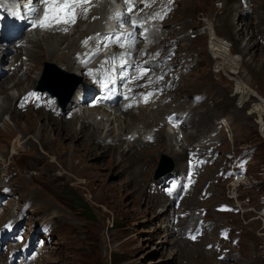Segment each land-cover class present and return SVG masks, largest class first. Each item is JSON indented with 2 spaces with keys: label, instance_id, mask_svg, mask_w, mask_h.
Returning a JSON list of instances; mask_svg holds the SVG:
<instances>
[{
  "label": "rangeland",
  "instance_id": "rangeland-1",
  "mask_svg": "<svg viewBox=\"0 0 264 264\" xmlns=\"http://www.w3.org/2000/svg\"><path fill=\"white\" fill-rule=\"evenodd\" d=\"M190 1L179 0L175 12L167 20L168 27L172 26L173 30H178L181 23L187 25L188 33L181 37L183 41L178 42L180 45L176 44L173 48L179 46L177 48L181 51L186 50L182 51L183 55L181 53L179 59H176L179 63L192 62L190 65H182V70L180 69L176 77L180 78V76L192 72L186 81L189 86L185 87L186 90L182 91L183 93L178 91L177 87L172 88L170 97L163 100L167 106L164 108H167L168 111L161 114V119L159 118L157 121L158 126L154 127V132L158 131V128L164 124L168 113L191 105L196 109L191 120L192 124L183 128V133H180L179 138L163 127L166 134L170 135L171 133V139L168 137L167 141L173 140L174 145L180 140L185 142L180 137L182 135L186 137L192 132L190 135L194 139L186 143L188 154L190 148H200L203 144H208L210 139L216 141L214 145L220 152L219 158L203 173L192 194L182 203L181 213L189 211L190 216L187 220H182L180 225L173 224L174 214L176 213L177 216L178 214L175 212L172 202L162 192L153 194L155 189L167 183L164 181L166 175L158 180L155 179L164 157H167L168 161L163 170L171 168L167 174L170 178L174 174L185 173L188 164L187 157L178 160L177 164L180 165H177L167 152L160 153L163 148L159 146L157 148L160 151L154 153L156 158L152 165H150L151 158H147L144 154L143 157L139 153L136 155L134 151L130 152V155L135 157L134 160L131 159L125 163L120 155L117 156L115 152L104 148L112 143L113 134L111 139L96 150L93 148L95 145H90L89 140L72 141V152L76 148L78 153L70 164L65 161L68 155L66 153L61 155L63 151L54 150V146L40 148L37 127L29 133L32 125L31 119L37 114L40 115L41 111L22 112L24 117L19 121L20 125L18 126L10 116L3 114L0 119V156L4 154L6 157L1 171L9 169V177H5L6 173L1 172L0 193L4 189L6 190L7 187L4 186L11 179L15 180V183L9 184L10 188L8 189L11 192L7 195V199H11L8 209L10 215L4 216V221H9L11 216L21 214L22 211H18L17 208H24L23 214L26 219L21 217L18 225L35 227L34 233L38 232L42 240H45V236L40 230L43 227L51 229L49 242L42 249L41 257H43L35 264H264V130L262 129V127L264 128L262 125L264 112L261 114L252 108V105L256 103L264 106V31L261 30L264 29V23H254L253 13L244 11V9H251V3L245 4V0H240V3L244 5L239 3V7L242 9L236 8V5L233 4L229 7L231 13L227 12L228 15H226L227 19L233 23L230 26L231 31L243 27L245 23L248 25L252 20L253 27H256L254 30L256 34L261 33L259 36L257 35L259 45L254 60L250 62L247 57L240 74V78L253 90V94L255 93L253 97L247 98V95L239 94L237 83L230 79L226 73L217 72L222 68H228L229 72L234 73V69L225 64L219 67L220 61L224 63L220 59H216L214 68V60L209 53L215 41L210 40V34L205 33L206 28L210 29L208 25L206 28L203 26L206 19L209 21L215 19L216 21V16L219 19L223 11L213 10L210 5H206L204 10L202 8L196 9V11L189 10ZM197 3L200 4L198 1ZM219 4V2H215V6H219ZM105 8L110 11V7L105 6ZM239 9L241 12H238ZM93 17H90L87 23L76 26L70 36L74 35L72 37L78 39L80 30L86 29L90 22L99 21L102 16L95 15L97 19H93ZM218 25L220 26L218 29L222 30L223 22L218 21ZM199 34L202 35L201 38H199ZM211 34L215 38L214 31ZM244 35L234 40L229 39L228 33H223L220 36L230 47L237 40L238 47L244 48L250 38V36L244 37ZM33 37L35 38L37 35L35 34ZM39 38L41 36L37 39ZM165 38L163 36L161 41L152 40L150 44L156 46ZM219 41L221 42V40ZM66 44L58 51L61 60H66L64 51ZM189 49L190 54L187 53ZM73 51H71L72 56L77 52ZM162 51L166 54L168 49L165 48ZM27 59L28 56L20 55V61L15 65H25ZM196 60H199V63ZM8 64L9 62H5L2 65L3 69ZM58 64H62V61L57 64L49 63L50 66H43L40 79L34 87L35 90L40 84L50 82V79L43 77L45 69L55 71L51 67L52 65L59 66ZM226 64L228 65V63ZM60 69H57L56 72L58 78L68 79L71 83L69 86L84 87L86 81L82 74L65 73V70L63 72ZM36 74L32 75V79L36 77ZM3 80L4 78H1L0 86L12 81ZM87 85H90L88 81ZM70 90V87H67L64 95L66 99L69 94H72ZM196 95L205 99L201 105L197 106L193 103ZM4 96L5 94L2 97ZM73 97L74 95H72L70 105L66 110L65 120L69 118V109L70 112H72V108L74 109L71 107ZM157 108L159 109L155 105L150 107L153 111H157ZM139 114L140 111H136L130 118L136 125L143 127L145 121L142 123L136 118V115ZM99 117L101 116H98V120L101 119ZM56 118V121L59 122L63 116ZM43 122L41 120L39 124ZM108 126H112L111 122ZM128 132L126 131V133ZM197 132L199 136L195 138ZM55 134L50 132L48 136L49 138L55 137ZM105 134L106 132L100 134V138L105 137ZM172 136L175 138L172 139ZM133 138L135 139V136L129 135L125 139L131 143L134 141ZM18 139H22L21 142L17 143ZM25 141L32 142L35 146V153L47 158L46 165H37L28 154L33 153V150L24 146ZM67 141L64 145L69 143V140ZM98 142L95 140V144ZM17 144L18 147L14 150L13 147ZM118 144H122V142ZM138 149L140 148L138 147ZM91 150L97 154L88 155V152L92 153ZM240 154L249 161L245 177L238 180L233 179L234 181L223 179L224 168L233 163ZM145 161L146 165H144ZM30 177L38 180L30 181ZM211 193V198L204 199V195ZM19 204L20 207H17ZM223 204L232 206L234 211L226 214L217 213L215 208ZM202 209L208 213L206 219L212 225H209L210 228L205 237L200 242L193 244L184 239L183 232L180 233V226H186L184 229L195 228L200 220V216L197 214ZM179 215H181L180 211ZM223 228H233V232L231 241L222 242L224 248L221 249L219 232ZM233 239L239 241L237 246L232 245ZM209 244L214 246L211 251L206 249ZM8 254L0 253V260L7 259V264H9Z\"/></svg>",
  "mask_w": 264,
  "mask_h": 264
},
{
  "label": "bare ground",
  "instance_id": "bare-ground-1",
  "mask_svg": "<svg viewBox=\"0 0 264 264\" xmlns=\"http://www.w3.org/2000/svg\"><path fill=\"white\" fill-rule=\"evenodd\" d=\"M110 1H112V0H102L99 3V5L97 6V9L95 8L96 9L95 13L92 16L95 17V15H98V16L101 15L102 16L101 19L99 21H95L94 23L90 22V24H88V27L87 28L85 27L86 29H84L82 31L80 30L78 39L76 37H72L74 35L70 36V34L66 36V35H58V34L41 35L39 33H36L37 37L34 38L33 37L34 35L33 36L31 35L28 38V41H27L28 46L26 45L27 47L25 46V47L16 49L13 53L8 52V50H11V47H8V50H1L0 49V55L2 56V57H0V59H1L0 66H2L5 62H9V64L4 69L2 68L3 69V75L1 78H4L5 81L12 80L11 82L7 83L6 85L0 86V119H2L3 114L4 115L6 114V115L10 116L11 120L17 126L20 125L19 121L22 120L24 115L22 114L21 111H19L16 108L14 103H16L19 99H21V97L24 96L26 94V92H28L29 90H31V89L35 90L36 89L34 87H36V84H37L38 80L40 79L39 77L41 76L42 69H43L44 65H46L47 63H56L57 64L60 61H62V64H58L59 66H56V67H58V69L61 68L60 70L63 72L66 71L65 73H67V72H69V73L70 72L71 73H80V74H82V77L84 78V80L86 82L88 81L90 85L86 86V82H85L84 87H80L79 91L76 92V94H74L72 103L75 105L76 111H75V114H69V118L66 120H65L66 114H64L63 118H61V120L59 122H57L56 121L57 120L56 115L53 114L52 112H47V111L45 112V110H43V109L37 111V112L41 111L42 113H40V115L39 114L35 115L36 117H33V119H31L32 125L30 124L31 128L29 130V133H31L35 129V127H37L39 129L37 139H38V145L41 146L40 148H42V147L43 148H50V145L54 146V150L63 151V152H61V155H65V153H66V155L69 156V157L68 156L66 157L65 161H68V163L71 164L72 163L71 161L76 158V154L78 153L76 148H74L73 152H72V147H71L72 141L84 140V139L89 140L90 145H95L93 148H94V150H96V149L102 147V145H104V143L106 141L111 139V136L114 134V136L112 137V141H111L112 143L109 146H104V148H107L108 150L115 152L117 154V156L120 155V157L122 158V161L124 160L123 162H125V163L130 161L131 159L134 160L135 157L133 158L130 155V152L134 151L136 153V155L139 153L141 157H143V154H144L147 158H151L150 159L151 160L150 165H152L154 163V159L156 158L154 156V153L159 152L160 150L157 147L161 146V148H163V150H161L160 153H164L162 151L167 152V154L172 159H174L175 163L177 164L178 160H182L183 158L188 157V149L186 147V143H188V141L194 139V137H192V135H190V134H192V132H191L189 135H186V137L184 136L185 142L180 140V141L176 142L174 145L173 140H170L169 142L167 141L168 137H170V139H171V136H170L171 133H170V135L166 134L163 126L161 128H158L159 130L156 129L158 131L154 132V127L158 126L157 121L160 118L161 114L168 111V110H166L167 108H164L167 106L159 107V109L157 108L158 109L157 111L151 110L150 106L139 108L138 110L140 111V114L136 115L137 116L136 118H138L137 121H141L142 123L145 121L143 127L136 125V123L133 122V120L130 118L135 113L134 110L126 111V112H123L120 109H114V111H112V110L110 111L109 109H104V108H97V109H93V110H89V111L82 110V108H83L82 103L83 102L80 99L81 93L84 92L85 90L91 91L94 86L91 83V81L89 80V78L84 74L85 69L80 68V66L78 65L77 60L74 57L75 56L74 53H73L74 56H72L71 51L75 50V52L77 51L76 53H81L84 50V48H82V41L84 39H86L88 36H91V35L96 34L98 32L104 31V27L108 23V15H109V12L106 11L104 6L109 5ZM197 1L200 2V4L199 3L196 4ZM215 2H219L220 3L219 6H215ZM247 2L251 3L250 4L251 9H244L245 8L244 7L243 8L244 11L247 13H250V12L253 13L252 19H254V21H255L254 23H256V24L264 23V0H245V4ZM239 3H240V0H191L189 3L190 4L189 10L193 9L196 11V9H199V8H202L204 10L206 5H210L213 8V10L223 11L221 13L219 19L216 16V18H217L216 21H215V19L213 21H209L208 19H206V21L204 23L203 27L206 28V25H208V27L210 28L209 30H207V28H206L205 33L207 32V35L210 34V40L215 41V43H213L209 53H210V56L213 57L214 68L216 66V64H215L216 59H220V60H223L224 63H222L220 61L218 63L219 67L220 66L222 67V65L225 64L227 67H231L234 69V73H232L231 71L229 72L228 68L227 69L222 68L220 71H217V72L226 73L230 79H232L234 82L237 83V85H238L237 91L239 92V94H241L242 96L247 95L248 96L247 98H249V97H253L255 93L253 94V90L250 89L246 85V82H244L240 78L241 77L240 74H241L242 69L244 68V62L246 61V58L249 57L250 62L254 60L255 52L257 51L258 45H259V42L257 39L261 33L256 34V31H254L256 29V27L255 28L253 27L254 25H252V22H251L252 20L250 21V23L248 25L245 23V24H243V27L235 29V31L234 30L231 31L232 29L230 28V26L233 23L231 22V20L227 19L226 15H228L227 12H229V14L231 13V10L229 7L233 4L236 5V8H241V7H239ZM241 5H243V4H241ZM187 6H188V4H187ZM231 9H233V8H231ZM238 12H241V10L239 9ZM218 21L223 22L224 27L222 26V28H223L222 30H219L220 28L218 29V26H219ZM171 28H173V27L171 26ZM171 28L168 27L167 21H165L162 25L157 27L158 31L159 30L161 31V32L159 31L161 34H158V32H157L151 38L152 40L157 41V40H160L163 36L166 37L164 41L160 42L156 46L151 47V49L154 51L167 48L168 51H167V54L165 57H167V55L169 53H171V49L176 44L180 45V43L183 41V39L181 37L186 36V34L188 33L187 25L185 23H181V27L178 30L175 27L174 28L176 30H173ZM261 30L264 31V29H261ZM73 31H74V28H73ZM212 31H214L215 38L212 37V34H211ZM246 32H247V34H246ZM223 33L224 34L228 33L230 40H234L235 38L240 37L243 34H245L244 37L250 36V38L248 39V41L246 43V47H244V48L238 47V45H237L238 41L237 40H235L233 42V45H231V47H230L229 45L225 44L224 39L221 38L220 35ZM200 35L201 34H199V38L202 37V35L201 36ZM40 36H41V38L37 39ZM218 37H220V38H218ZM244 39L247 40V38H244ZM219 40H221V42ZM179 41H180V43H178ZM64 44L67 45L66 48L64 49V51L66 52V56H65L66 60L65 59L61 60V57L58 54V51H60L63 48L62 46ZM179 50L181 51V49H179ZM182 51H186V50L183 49ZM182 51L180 52V55H181ZM189 52H190V49H189V51H187V53L190 54ZM14 54H16V55H14ZM20 55H24V57L28 56V59L26 60L27 63H25V65L20 64V65L16 66L15 64L18 61H20ZM182 55H183V53H182ZM10 56H13V57L10 58ZM187 57H190V56H187ZM226 57H228V58H226ZM198 61L199 60H196L197 63H199ZM226 63H228V65ZM184 64L190 65V64H192V62H186ZM181 65H182V63H179L176 59L174 60L173 67L180 68ZM24 69H25V71H24ZM181 70H182V68H181ZM35 73H37L36 77L34 76L35 78L32 79V75ZM191 74H192V72L188 75L182 76L181 81L180 82L175 81L173 83V86L177 84L178 85V91H180V92L186 90L185 87L189 86V83L186 84V81H188L187 79L189 78V76ZM183 75H184V73H183ZM43 76H44V74H43ZM1 78H0V80H1ZM15 79H18V80L16 81ZM168 80H170V76H169ZM191 86H193V85H191ZM10 92H12V93H10ZM47 93H49L50 96H54L50 92H47ZM3 94H5L4 97H2ZM71 97H72V95L70 96V101H71ZM171 100H172V97H171ZM250 102H249V104H250ZM67 108H68V106H67ZM78 108H79V110H77ZM84 108H85V106H84ZM252 108L255 110H258L259 113H261V114H262V112H264V106L260 103H256V104L252 105ZM195 110L196 109L194 107L189 105L188 107L179 108L178 110H175L174 112L180 113L181 116L179 117V119H181L183 117V115H186V120H187L186 124L191 125L192 124L191 123L192 117H194V115L196 113ZM70 111L71 110L69 109V112ZM174 112H170V113H174ZM170 113H168L167 116L170 115ZM253 115H254V113H253ZM98 116H101V117H99V118H101L100 120H98ZM60 117H62V116H60ZM136 118H135V120H136ZM26 119H28V118H26ZM41 120H43L44 122L39 124ZM68 120H70V121H68ZM76 122H78L81 125L79 126ZM109 122H111V124L113 126V127L111 126L112 128L110 126H108ZM116 123H118V124L116 125ZM262 125H264V123ZM78 126H79V128H78ZM262 129L264 130L263 127H262ZM182 130H183V128L181 127V130L174 132L173 135H175L176 137L179 138V135H180V133H182ZM126 131H129V132L126 133ZM50 132H54V134L55 133H58V134H55V137L53 136V137L49 138L48 133H50ZM104 132H106L105 137L100 138V134H102ZM196 134L197 135H195V138L197 136H199L198 132ZM129 135H132L133 137L135 136V139L133 138L134 141L132 140L133 142H131V143H130V141L128 142L125 139V138H128ZM148 137L154 138L155 141L153 143H150L147 139ZM173 138H175V137L172 136V139ZM21 140L22 139H18L17 143L21 142ZM67 140H69V143L64 145L65 141H67ZM95 140H98L99 142L95 144ZM198 140H199V138H198ZM120 142H122V144H118ZM163 144H164V146H162ZM24 146H26V148H28L30 150H33V153L30 152L28 154L34 159V161L37 163V165H46L48 163L46 157H44L38 153H35V151H34L35 146L32 142L25 141ZM17 147H18V144L15 145L13 147V149L16 150ZM138 147L140 149H138ZM177 147H178V150H177ZM188 148H189V146H188ZM91 152L92 153L88 152V155L93 156V155L97 154V152H95V151L91 150ZM111 154H113V153H111ZM5 157L6 156L4 154H2L0 156V158H1L0 159V178H1V172L6 173L5 177H7L9 175V169L6 171L3 169L4 171H1V166L4 165L3 162H4ZM146 164H147V162L145 161L144 165H146ZM177 165H180V164H177ZM6 167H7V165H6ZM53 168H54V166H53ZM160 178L155 177L156 180H158ZM29 180L33 181V180H38V179H35L34 177H30ZM11 182L15 183V180L11 179L10 182L8 184H6L4 187L10 188L9 184ZM239 183H241V182H239ZM236 189H237V187H236ZM21 201H23V200H21ZM17 207H20V204ZM23 209L24 208H22V209L17 208L18 211H22L21 214H16V216H11V217L9 216L10 217L9 221L13 220L15 223H19L20 222L19 220L21 217L26 219L25 215L23 214L24 213ZM7 215H10V214H7ZM20 248H21V246L20 247L18 246V250H20ZM12 250H15V249L12 248ZM42 257L40 256L36 260L35 263L39 262ZM6 262H7V259L4 261L0 260V264H7Z\"/></svg>",
  "mask_w": 264,
  "mask_h": 264
},
{
  "label": "snow or ice",
  "instance_id": "snow-or-ice-1",
  "mask_svg": "<svg viewBox=\"0 0 264 264\" xmlns=\"http://www.w3.org/2000/svg\"><path fill=\"white\" fill-rule=\"evenodd\" d=\"M114 3L115 0H112ZM142 4H144V7H150L151 4L155 3L156 0H140ZM91 0H30L29 3L24 5V7L33 14V17L39 12V4L44 5L43 10V16L41 17L39 22H36L33 20V26L40 27V28H50L53 25V22L56 24H75L78 16L83 15L85 18H87V13L90 10L89 8H84L82 12H79L78 9L81 8L82 4H90ZM125 5L127 6V12L126 13H116V17L120 18L122 22H128L130 20L132 24V31L127 33H120L119 35L115 37H105V40L108 43H116L119 44L121 47L124 46V43L126 42L130 48L135 46V38H136V30L137 29H143V32H141V35H144L148 29L144 28V24L147 20H154V19H163L164 16L168 14V11L171 9L165 6L161 11L154 12L152 16L150 17H140L139 13L136 15H131L133 8L137 6L136 0H124ZM168 3L171 4L172 0H168ZM143 8H140V11L143 12ZM93 19H97V17H93ZM63 31L67 32L68 28L65 27ZM99 36V34H97ZM95 39V37H89L83 41L85 45L88 44L89 40ZM108 43L104 44V47L108 46ZM101 51L100 48H97L95 52H93L87 60H85V63L89 62V60L98 54ZM143 54V53H142ZM129 57L131 56V53H128ZM115 59V58H114ZM107 63V61H106ZM145 64L148 62L145 61ZM125 65H128L131 67L132 65H129V62L127 60L120 59V67H125ZM134 70L139 72V75L132 77L131 79L139 80L142 79L147 72L149 71L148 68H145L143 65H136ZM123 77H128V72L125 70L123 72ZM162 79V77H160ZM151 77H149L148 83H151ZM111 83H115V79H111ZM104 87H107V82L104 83ZM141 87H145L147 85H139ZM153 93L149 92L145 94L144 99L145 102H147L148 97L152 96ZM29 96H35V93H30ZM27 100V98H25ZM23 106V105H21ZM131 105H129L130 107ZM192 239H195V236L191 237Z\"/></svg>",
  "mask_w": 264,
  "mask_h": 264
},
{
  "label": "water",
  "instance_id": "water-1",
  "mask_svg": "<svg viewBox=\"0 0 264 264\" xmlns=\"http://www.w3.org/2000/svg\"><path fill=\"white\" fill-rule=\"evenodd\" d=\"M48 64L49 63H47L46 65L50 66ZM51 68H53L55 71H51V69H45L44 76H43L44 79H50V82L48 84H44V83L40 84L37 87V90L41 91V92H50L55 97H58L61 99L63 96L64 90L67 88V84H66L67 82L56 76V72L58 69V67H56V65H52ZM70 89H71L70 92L73 93L74 87H72ZM167 161H168V158L164 157V159L161 163V166L156 173V178H160V177L165 176V175H166L167 179L170 178V176L167 174L170 172L171 168L168 170H163V167L165 166Z\"/></svg>",
  "mask_w": 264,
  "mask_h": 264
}]
</instances>
